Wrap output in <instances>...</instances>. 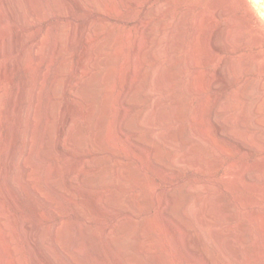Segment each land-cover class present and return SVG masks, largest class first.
<instances>
[{
	"label": "bare ground",
	"instance_id": "bare-ground-1",
	"mask_svg": "<svg viewBox=\"0 0 264 264\" xmlns=\"http://www.w3.org/2000/svg\"><path fill=\"white\" fill-rule=\"evenodd\" d=\"M136 1L132 2L131 0L130 3H136ZM147 1L144 0V4ZM103 2L105 0H0V60H3V66L0 68V102L5 97L3 89L10 72L15 67H19L23 62L29 60L28 56L32 57L29 62L23 63L25 64V70L31 73L30 77L19 83L10 96L8 114V120L11 122L9 129L10 139L4 143L3 159L0 164V189L4 193L3 197L0 194V199L5 202L4 206L0 207V264H10L6 257L8 254L15 256V260L13 263L11 261V264H23L25 260L23 255H20L23 249L30 252L34 264H161L158 257L154 255L155 253L150 252V255L153 254V256L149 255L151 247L149 244L151 243L147 235L150 228H153L151 227L153 226L152 220H149L151 213H149L148 222L138 230L135 227L137 226V218L141 215V201L138 200L137 195L127 196L110 189L114 181L124 186V184L129 182L131 175H133L131 174L132 172L130 175L123 170L118 173L119 175L117 174L118 176L116 175L117 178H113L110 169H108V163H105L106 166H104L105 164L103 165L106 154H103V156L100 150L114 146L117 137L128 142L133 151L145 154L146 159L150 163L153 162V157L163 162L164 166L162 167L164 168L161 167L162 170L165 168L173 169L177 165L183 164H189L197 168H210L206 170L211 180L208 181L207 185L205 184V191H207L205 197H203L204 195L201 196L202 194L200 196H187L184 202L178 201L176 198L170 201L163 198L160 202L157 221L172 224L182 235L185 249H188L189 246L185 242L188 240L186 237L187 233L180 227L181 223L166 214L165 211L166 205L170 202L178 216L186 218L190 211L196 208L200 212L199 219L201 217L204 219L200 222V227L209 237V240H214L215 243L214 245H204L206 253L201 252L203 264H218L219 257L216 255L215 246L222 252V256L218 254L224 261L222 264H264V212L257 208L256 202L249 196L239 195L232 200H228L229 198H225L222 193L218 192V186L213 182L212 178L216 175L214 168L217 164H220V161H216V158L213 160L208 159L206 155L204 156L203 148L198 144H192L193 147L191 146L192 148L190 147V150L186 152L187 154L183 156L174 154L171 158H163L160 157L157 146L154 144L155 137L153 132H145L140 137L135 135L137 131L147 125L157 127L180 121L185 117V111L179 109V96H185L193 90L202 93L201 88H196L193 83H189L191 81H187L188 84L185 82V86L183 85L182 89H178L179 87L175 89L173 84L175 80H179L181 73L187 68L186 66L195 61L196 47L194 48L193 45L189 49L191 57L186 60L185 64H181L182 66L177 64L176 60L171 59L168 65L166 63L163 66L160 63L156 64L152 70L150 80H146L147 75L141 77L142 63L147 58H150L151 62H155L160 56L159 54L164 53V51L167 52L166 47H169L170 50L179 48L175 47L181 41L183 34V36H180L175 30V33L179 35L177 36L173 32L174 37L173 35L171 36L173 39L170 40L169 46L163 47L162 38L154 37V32L150 25L144 21V24H141L143 33H140L141 36L137 39L135 49L138 58L133 57L134 60L131 61L129 59L130 61H127L128 64L131 63L128 69L130 78L124 82L123 91L119 94V112L114 127L86 133V127L79 122L81 119L89 122L93 118L92 116L97 108L96 87L100 84V86H107L108 94L102 101L101 113L96 117V125H98L97 128L105 126L107 122L109 125L110 119L107 110L113 100L111 97L113 93L111 94L110 88L112 86L113 73L115 72L112 66L115 55L111 54V50L118 42L116 44V39L114 40L117 35L113 38L115 29L112 31L104 26L110 23L111 17L109 15L110 12L108 14L101 12L99 6ZM166 4L168 5L169 2ZM160 7L161 5L157 4L154 10L152 9L155 15L160 11ZM82 13L84 20L83 23H79L77 18ZM259 15L261 14L259 13ZM184 16L187 17L186 15ZM51 17L57 20V24L55 23L54 27L51 26L53 28L47 25ZM185 17L184 19L182 17V22H180L183 27H185L184 23L187 22ZM159 21L162 25V19ZM63 22L68 24L67 28L63 27L65 25ZM167 24L169 23H165V25ZM161 25L157 26L156 24L160 28L162 27ZM33 27L36 28L32 29ZM210 30L209 28L203 31L200 29L196 30L194 41L196 39L202 40L205 47L212 44L213 33L211 34ZM243 34L244 32L240 30L232 34V37L240 38ZM76 45L80 46L81 49L80 53H78V59L72 62L70 60L72 58L69 59L70 55L68 56L66 52ZM213 46L216 50L221 49L218 44ZM77 51H79V48ZM202 60L204 61V59ZM178 66L181 68L178 69ZM51 67H54L53 74L48 81L47 78L50 73L48 70ZM237 68L241 74L251 71L247 61L239 62ZM158 71H160V74L156 77L155 74ZM142 79L147 82L146 88L135 90V86ZM218 79L210 78L208 81L209 86L214 85L216 81L219 82L220 79ZM238 86L228 96V101L221 98L218 100L214 115L211 114L213 115V117L211 116L213 118L211 119V124L219 134L224 132L220 119L221 113L228 109V102L242 103L233 119L241 129L252 128L256 121V118L252 117V115H255L253 113L258 111L263 113L264 111V80L250 78ZM163 90H166V94L159 95ZM139 98L148 99L151 104L149 107L135 113L133 118L129 120L128 117L132 114V102L134 103ZM44 99H46L45 102L43 101ZM3 105L1 106L2 108L4 107ZM113 105L112 107H114ZM202 106L199 105L193 113L195 114L193 115L195 117L193 124H191L192 122H190L191 125L182 124L179 130L172 127L169 131H157L156 136L163 138L167 144L175 147L180 143H183V145L185 142L186 144H188L187 142L194 143L200 137L211 141L212 134H210L209 128L204 125L205 123L203 124L202 122ZM37 107H42L46 117V124L42 129L38 146L34 142V135L31 136L32 132L30 133L32 126L36 125L35 114L38 109L35 108ZM69 107L71 109L74 108V111L70 112L68 110ZM262 119L264 118L262 117ZM262 119H259L261 123L264 121ZM248 123L252 124V126L246 127ZM193 126L196 128L193 129ZM259 131L261 132V130L250 133L241 131V135L236 137L235 141L242 150L247 149L248 144L252 143H258L260 147H264V139H262L263 137ZM146 139L148 142L150 141V146H144L146 143L143 142ZM19 140H22V143ZM66 142L70 145L66 146ZM89 143L94 149H88ZM111 147L110 149L112 150ZM255 147L257 146L255 145ZM97 152L98 155L96 154ZM53 153H57L60 158L73 156L77 160L73 168L69 169L70 171L65 176L62 175L63 173H61L59 166L51 167V164H48L49 166L42 172L44 174V176H42L43 174L41 175L42 178L40 176L32 178L30 172L33 163L38 162L44 166L52 160ZM91 158L95 161L94 164L100 166L93 172L89 171V162L87 163ZM19 164L21 165L19 166ZM234 178L243 179L247 184L251 185L255 176L244 173V171H238L234 174ZM133 180L134 183L139 182L137 179L133 178ZM232 183L235 184V182ZM130 184H133V182H130ZM189 186L187 191L193 190L192 185ZM20 189H23V195ZM88 197L91 210L97 212L99 215L98 219L88 216L86 211H84L82 202ZM142 200L144 201L145 198L143 199L142 197ZM6 202L20 211V214L15 215V217L14 215L10 216L12 212L9 211L10 213H7ZM27 203L35 209L38 221L34 222L26 217L23 206L24 204L27 205ZM31 206L29 207L31 208ZM44 208L48 209L50 216L45 214ZM147 210H150V208ZM108 216H111V220L107 219ZM10 226H14L15 230L2 232V228ZM166 234L168 235V233ZM190 236L193 237L189 235V239L191 238ZM21 241L23 243H20ZM200 246H203V242ZM200 246L198 247L200 248ZM137 249L139 250L138 252ZM167 249L166 252H171L174 248H171V251H167ZM152 250L153 248H151ZM199 251L196 252L199 253ZM166 252L164 254H167ZM167 256L170 259L169 255ZM167 256L164 260L166 263L168 261ZM192 257L195 259L194 256ZM173 259L171 258V260Z\"/></svg>",
	"mask_w": 264,
	"mask_h": 264
},
{
	"label": "rangeland",
	"instance_id": "rangeland-1",
	"mask_svg": "<svg viewBox=\"0 0 264 264\" xmlns=\"http://www.w3.org/2000/svg\"><path fill=\"white\" fill-rule=\"evenodd\" d=\"M130 1H128V0H105V2L100 3V6H99V8L103 14H108L110 12L109 15L111 17V21L109 24L104 25V26H105V28L111 29L112 31L115 29L113 31V33L115 32L113 35V38L117 35L114 38V40L116 39L115 40L116 44L118 42V44L115 45V47L111 50V54L115 55V60L112 63V66H113L115 72L113 73V79H112V83H111L112 86L110 88L111 94L113 93L111 95L113 100H112L111 104H109V107L107 110V113H108L109 119H110V120L108 119L109 125H108V122H107V124H105V126H99L100 128H97L98 125H96V122H97L96 117H98L101 113L102 101L105 98V96L108 94L107 86L106 85L100 86V84L96 87L97 108H96V110L92 116L93 118L89 122L88 121L85 122V120L83 121L82 119L79 120L80 119L79 118L78 119L79 122H81V124L86 127V133L94 132L97 130L102 131L106 128L110 129V128L114 127V124H115L117 116H118L117 114L119 112V96H120L119 94H121L123 91L124 82L130 78V74L128 72V69L131 66V63L128 64V62L130 60L131 61L134 60V58H138L136 56L137 53H136L135 49H136L137 39L143 33L141 29H143L142 25L144 24V21H145V23H148V25H150V28L154 32L153 33L154 37L162 38L161 40H162V44H163L162 46L163 47L169 46L168 44L171 42L170 40L173 39V38H171V36L173 35V32H174V34H176L175 30H177V32L180 34V36L184 35L183 37H181V39H180L181 41L179 40L180 42H178L176 44L175 48H177V47H179V48H177V49L174 48L175 50H170L169 47H166L167 50L166 49L165 50L167 52L164 51V53H161L163 55L159 54L160 56H158V58L155 62H151L152 60L150 58L149 59L147 58L142 63L141 77H143L144 75L145 76L147 75L146 80L147 81L150 80L154 66L156 64H159V63L161 66L165 65V63H166V65H168V63H170L171 59H174V61L176 60L175 62H177V64L182 66L181 64H183V63L185 64L186 60H189V58L191 57V54L189 53V49H190V46L193 45L194 48L196 47L195 48L196 49V52H195L196 58H194L195 61L193 60L195 63L194 62H193L194 64L190 63L191 65L189 64L188 65L189 67L186 66L187 68L185 70H183L184 71V72H182L183 74L181 73L182 76L180 75L181 79L179 77L180 81L177 79L173 82V84L175 85V89L178 87H179L178 89H182L185 86L184 85L185 82H186V84H188L187 81H191L189 83H193L196 88H201L202 93H198V91L195 92V90H193L194 92L193 91L189 92V94H186L185 96L184 95L179 96V104H180L179 109L180 110L183 109L185 111V117H184L185 119L183 118L180 121H176V122H173L171 124L164 125V126H157L156 127L153 125H147V126H144L143 129L137 131L135 133V135H136V137L137 136L140 137L145 132L146 133L148 131L153 132L154 137H155L154 138V144L157 146L160 157H163V158H166V157L171 158V156H173L174 154H177L178 156H183V155L187 154L186 152H188L190 150V147L192 146V144L193 145L194 144L200 145L203 148L204 156L205 155H206V157L208 156L207 157L208 159L210 158V159L214 160L216 158L215 159L216 161H218V162L220 161L219 162L220 164H217V166H215V168H214V170H216V175L212 178L213 182L218 186V192L222 193L225 198H227V199L229 198L228 200H232L235 196H239V195L240 196H249L252 199H254V201L256 202L257 208H259L261 211L264 212V147H260V145H258V143L257 144L252 143V144H248L247 149L242 150L240 148V146H238V144L235 141V138L241 135V131L243 133L244 132L250 133L252 131L256 132V130H261V132L259 131V133H261V135L263 137L262 139H264V121L262 123L260 122L262 117L264 118V111H263V113H262V111L261 112L258 111L256 113H253L255 115L254 116L252 115V117L254 119L256 118L255 119L256 121H255V125L252 128L248 127V126H252V124L248 123L249 125L247 124V126H246L248 128L241 129L238 126V124H236L233 121V119L239 110V106H242V103L239 102L240 103L239 104V103H234V102H228V109L221 113V119H220L221 124L224 127L223 134H219L218 132H216L214 126L211 124V119H213L212 117L214 115V109L218 105L217 103H218V100L220 98L228 101L227 100L228 96H230L232 94V92L235 91L239 87L238 85H240L245 80H249L250 78L254 79V80H257V79L258 80H264V0H148L146 4H144V2H143L144 0H137V1L132 0V2L136 1V3L135 2L130 3ZM139 1H141V2H139ZM167 2H169L168 5L166 4ZM157 4L161 5V7H160V11L155 15L153 13V10ZM162 6H164V7H162ZM165 6H166V8H165ZM109 7H111V8H109ZM150 13H151V15H150ZM259 13L261 15H259ZM184 15H186L187 17H185ZM173 17H174V19H173ZM184 17L187 19V22H188V23L186 22L187 24L184 23V26L186 28L183 27L182 23L180 24V22H182L181 18L184 19ZM161 19L163 21L162 25H161V22L159 21ZM83 20H84V18H83V13H82L81 15L78 16L77 21L79 23H83ZM165 20H166V22H165ZM205 20H206V22H205ZM199 22H201V23H199ZM48 23H49V24H47L48 27L50 26V28H53L54 25L57 24V20L54 19L53 17H51V19L49 20ZM67 23L63 22V24H65L63 27L67 28L68 27ZM165 23H169V24L165 25ZM197 23H198V25H197ZM156 24H157V26L161 25L162 29L160 27H157ZM201 24L202 25L204 24V25L202 26ZM51 26H53V27H51ZM35 28L36 27H33L32 29H35ZM157 28H159V29H157ZM208 28H209V30L211 29L210 33L211 34L213 33V37L211 39L212 44L205 47L203 45L202 40L196 39L197 41L196 40L194 41V39L196 37L195 33H197L198 29L203 31V30H207ZM156 30H157V32H156ZM240 30H242L244 32L243 36H241L240 38H233L232 34L238 32ZM178 33L176 34L177 36L179 35ZM173 37H174V35H173ZM214 44H218L221 49L216 50L214 48V46L212 47V45H214ZM78 48H79V51H77ZM80 49H81L80 46L76 45L66 52V54L68 56L70 55L68 58L69 59L72 58V59H70L72 62H74L78 59V57H79L78 53H80ZM208 49H209V52H208ZM198 50H199V52H198ZM204 51H206V52H204ZM72 53H74V54H72ZM207 55H209V56H207ZM28 57H29V60L32 59L31 56H28ZM124 59H126V60H124ZM202 59H204V61ZM29 60H27V61L29 62ZM27 61H25L23 63L26 64ZM241 61H247L248 62L249 66L251 67L250 72H248L246 74H241L238 71L237 66H238L239 62H241ZM150 63H152V64H150ZM0 64H1L0 65V68H1L3 66V60H0ZM22 64L19 65V67H15L13 69V71L10 72V74H9L5 84H4L3 91L5 92V95H4L5 97L1 101L2 103L0 102V107L4 104L3 105L4 109L2 107L0 108V121L2 120L0 122V164H1L2 159H3L4 143L10 139V130L9 129H10L11 122H10V120H8L9 119L8 114H9V109H10L11 93L14 91V89L17 88V85L19 83H21L24 79L29 78L30 77L29 75H31V73L28 72V70H25L26 69L25 64H23V65ZM180 66H178V69L181 68ZM147 68H148V70H147ZM252 68H253V70H252ZM50 69L48 70V72H50L48 74V78H47L48 81L50 80V78L53 74L54 67H51ZM201 70H203V71H201ZM0 73H1V69H0ZM157 74H155L156 77L159 76L160 71H158ZM202 78H203V80H202ZM210 78H215L216 80L219 78L220 80L218 79L219 82L216 81V83L210 87L208 84V81ZM0 79H1V77H0ZM190 79H192L193 82ZM195 79H198V80H195ZM140 81L141 82L135 86V90H137V89L142 90V89L146 88L147 82L145 81V79H142ZM195 83H196V85H195ZM5 90L6 91L8 90V91L6 92ZM162 92H160L159 95H161V94L165 95L166 94V90H163ZM201 100H204V101H201ZM43 101L45 102L46 99H44ZM132 104H133L132 105V114H130V116L128 117L129 120H131L133 118L135 113H138L143 108L149 107L151 102L148 99L139 98V99L135 100L134 103L132 102ZM112 105L114 107H112ZM199 105L204 106V107L202 106V110H203L202 112L203 113L201 114L202 115L201 118H202L203 124L205 123L204 125L209 128L210 134H212L211 141H207L205 138L200 137L194 143L187 142L188 144H186V142H185L184 145H183V143H180L178 145L179 147L178 146L175 147V146H171V145L167 144L163 138H158V136H156L157 131H167V130L169 131L172 127L179 130V128L181 127L182 124H186V125L187 124L188 125L193 124V121L195 120V117L193 116L195 114H193V113L199 107ZM71 107H69L70 109L68 108V110H70V112H73L74 108L71 109ZM189 107H190V109H188ZM35 109H38L37 110L38 113L36 111V114H35V119H36L35 124L36 125L32 126L34 129L31 127L33 130L30 128L31 129L30 133L32 132L31 136L34 135L33 136L34 142L38 146V142L40 140V135L42 133V129H43L44 125L46 124V117L43 113L42 107H39V108L37 107ZM98 109H100V110H98ZM98 111H99V114H98ZM206 113H208V114H206ZM38 114H39V116H38ZM211 114H213V115H211ZM191 117H193V118H191ZM257 118H259L260 120ZM39 120H40V122H39ZM262 120H264V119H262ZM113 121H114V123H113ZM190 122H192V123L190 124ZM36 126H37V128H36ZM254 127H256V128L254 129ZM194 128H196V127L193 126V129ZM37 129H38V131H37ZM251 129H253V130H251ZM2 131H3V133H2ZM35 136H36V138H35ZM19 141H21V143H22V140H19ZM34 142H33V144H34ZM21 143L19 142L20 145H21ZM66 143H67L66 146L70 145L68 142H66ZM143 143H146L144 146H148L150 144V141L148 142V140L146 139L145 142H143ZM255 145L257 147H255ZM110 147L109 148H103V149H101L102 151L100 150V152L102 155L106 154L105 155L106 160L104 159L103 165L105 163H108L107 166H108V169H110V172L112 173V177L117 178V176L119 175L118 173H120L123 170L128 172L129 174L131 172H132L131 174H133V175L135 174L134 176L130 174L131 178H130L128 183L124 184V186L121 183H119V182L116 183V181H114V183L110 186V189H112L114 191L121 192L122 194H125L127 196H131V195L136 196L137 195L138 200L141 201V209H142V211L140 209L141 215L137 218L138 219V221L136 222L137 226L135 227L138 230L141 229L142 226L146 222H148L149 213H151L149 220L150 221L152 220L153 226H151V227H153V228H150L148 235H147V237L149 236V238H150L149 241L151 243V244H149L151 246V247L149 246L150 247L149 255L151 253H153V254L155 253L154 255H156L158 257L161 264H203V262H202L203 258L201 256L202 255L201 252L206 253L204 245L205 246L207 244H213L214 245L215 241L209 240V237L204 233V231L200 227L201 226L200 222H202L204 219L201 217L200 218L201 221H200L199 210L196 208H193L190 211L188 217L182 218L180 215L178 216V214L175 213L173 206H171L172 205L171 202L166 205V210H165L166 214H169L171 217L177 219L178 222L182 224L183 227L181 226V224H180V227L183 229V231L186 232L187 235L189 233V235L193 236V237L190 236L191 238L189 239V237H188L189 235L188 236L186 235L187 239L189 240V241L188 240L185 241L186 245L187 246L189 245L188 249L184 248L183 241H182L183 237L178 232V230L176 228H174L172 226V224L157 221V214L159 213L160 202L163 198L169 199V201L176 198V199H178V201L184 202V200L186 199L187 196H192V195L200 196L202 194L201 196L204 195L203 197H205L206 196L205 193L207 194V191H205V186L207 185L208 181L211 180V177L209 176L208 171H206V170H209L210 168H208V167H203V168L198 167L197 168V167H193L189 164H183V165H177L173 169L172 168L171 169L165 168L162 170L161 167L164 166L163 162H160L157 158L153 157L152 158L153 162L150 163L146 159L145 154L138 152V151L135 152V150L133 151L131 146H129V143L126 142L125 140L119 138V137H117V139H116V144L111 147L112 150L110 149ZM92 148H93V146L91 145V143H89L88 149H92ZM96 154L98 155V152ZM57 155H58L57 153H55V154L53 153V155H52L53 157L51 158L52 160H50L44 166L40 165L38 162H34L32 165L33 171L31 170L30 176L32 178H37L39 176L42 178V176H44V174L42 172H44L46 167H48L50 164H51L50 165L51 167H55L56 165L59 166L61 173H63L62 175L65 176V174H67V172H69L73 168L74 163L76 162L77 159L73 156H67L64 158L63 157L60 158V156L59 155L57 156ZM140 155H141V157H139ZM116 158L118 159V161ZM92 160L93 159L91 158L89 161H87V163L89 162L88 164L90 166L88 164L87 165L89 167V171H91V172L96 171V169H98L100 167L99 165L94 164L95 161L94 160L92 161ZM58 163H59V165H58ZM20 165L21 164H19V166ZM94 165H96V166H94ZM104 166H106V164ZM38 168H40V169H38ZM162 168H164V167H162ZM34 169H35V171H34ZM62 169L65 170V172H63ZM238 171H244V173L253 174L255 176V179L251 183V185L247 184V182L244 181L243 179L234 178V174ZM237 177L239 178V176H237ZM133 178L137 179V181H139V182L134 183ZM138 178H139V180H138ZM130 182L131 183L133 182V184H130ZM232 182H235V184H233ZM202 184H204V185H202ZM189 185H192L193 190L191 189V190L187 191ZM193 185L195 188L193 187ZM198 186H199V188H198ZM128 188H130V189L128 190ZM189 188H190V186H189ZM0 192H1L0 194H2L1 197H3L4 193L2 192L1 189H0ZM20 192H22L21 194L23 195V193H24L23 189ZM138 192H139V194H138ZM198 193H199V195H198ZM142 197H143V199L145 198L144 201L142 200ZM88 199H89V197L86 198V200H84V202H82V205L84 207V211H86V214L88 216L93 217L95 219H98L99 215L97 214V212H94L93 210H91L92 208L89 205ZM146 202H147V205H146ZM150 202L153 206L151 204H149ZM4 203L5 202L3 201V199H0V207L1 208L4 206ZM29 206H31L29 203H27V205L24 204V206H23L26 217L28 219H30L31 221H34V222L38 221V217H37L35 209L32 208V206H31V208ZM6 207L9 208L8 210L6 208V211L8 214L10 213L9 211L12 212V213H10V216L14 215V217H15V215L17 216L18 214H20V211L16 210V208H14L8 202H6ZM170 207H172V208H170ZM149 208H150V210H147ZM44 211L46 212V213L45 212L44 213L47 216H50V212L48 211L47 208L46 209L44 208ZM107 219L111 220V216H108ZM139 219L142 222L144 221V223H142ZM2 229H1L2 232H6L8 230L13 231V230H15V227L10 226L8 228H2ZM160 229H161V231H160ZM165 231H166V233H168V235L165 233ZM162 235H163V237H162ZM172 237H173V240H172ZM161 238H163V239H161ZM156 239H157V241H156ZM194 239H196V240H194ZM197 240H198V242H197ZM200 241L203 242V246H200V245H202V242H200ZM20 243H23V242L21 241ZM156 244H158L159 246ZM182 245H183V247H182ZM196 245L200 246V248L197 246L198 250H200L199 253H197L198 250H197ZM163 246H165V247H163ZM151 248H153V250H152L153 252L151 251ZM162 248H165V249H162ZM167 248H169L170 250ZM171 248H174V249L172 250ZM189 248H191L190 249L191 251L189 250ZM215 248H216L215 252L217 253L216 255L219 257L218 264H220V263L222 264L224 261L219 256V255L222 256V252L220 251V249L217 246H215ZM166 249H167V251H171V250L172 251L166 252ZM138 251L139 250L137 249V252ZM164 251L167 254H164L165 253ZM189 252L193 253V254H190ZM186 253H187V255H186ZM194 253L196 256L194 255ZM140 254H142V253H140ZM153 254L150 256H153ZM20 255L21 256L23 255V257H24L25 261L23 264H34L32 257H31V254L28 250L23 249V251L20 253ZM142 255H144V254H142ZM167 255H169L170 259H168ZM190 255L194 256L195 259H193V257L191 258ZM197 255L198 256L200 255L199 258ZM166 256H167V260H168L167 263H166V261H164L166 259ZM6 257L8 258L7 261L10 264H11V261L13 263L15 260V258H14L15 256L12 254H8ZM171 258L172 259L174 258L175 260L174 259L171 260ZM162 261H164V262H162Z\"/></svg>",
	"mask_w": 264,
	"mask_h": 264
}]
</instances>
